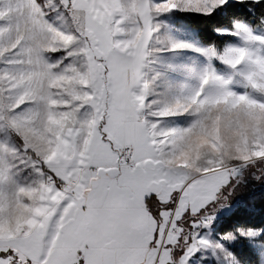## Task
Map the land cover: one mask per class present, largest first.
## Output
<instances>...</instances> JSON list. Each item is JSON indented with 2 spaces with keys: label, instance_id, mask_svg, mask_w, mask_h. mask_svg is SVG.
Listing matches in <instances>:
<instances>
[{
  "label": "snow or ice",
  "instance_id": "obj_1",
  "mask_svg": "<svg viewBox=\"0 0 264 264\" xmlns=\"http://www.w3.org/2000/svg\"><path fill=\"white\" fill-rule=\"evenodd\" d=\"M235 6L222 46L161 19ZM185 51L202 60H166ZM249 182L264 0H0V264H238L225 245L264 247L260 230L201 232Z\"/></svg>",
  "mask_w": 264,
  "mask_h": 264
},
{
  "label": "trees",
  "instance_id": "obj_2",
  "mask_svg": "<svg viewBox=\"0 0 264 264\" xmlns=\"http://www.w3.org/2000/svg\"><path fill=\"white\" fill-rule=\"evenodd\" d=\"M243 11L242 6H235L227 15L221 13L208 19L191 14L175 13L174 16L185 27L196 32V36L202 45L216 44L217 46H222L229 40V37L217 36L213 28L227 27L229 25L228 16L239 15ZM242 203V205H236L229 213L218 217L214 226L216 232L225 234L227 232H235L238 228L247 229L252 227L254 230H260V235L264 237V190L253 194ZM230 251L241 264H255L258 257L246 241L243 240L235 242L230 247Z\"/></svg>",
  "mask_w": 264,
  "mask_h": 264
},
{
  "label": "rangeland",
  "instance_id": "obj_3",
  "mask_svg": "<svg viewBox=\"0 0 264 264\" xmlns=\"http://www.w3.org/2000/svg\"><path fill=\"white\" fill-rule=\"evenodd\" d=\"M174 15L175 13L170 14L168 17L161 18L171 29V35L178 40L187 41L195 44L198 47H203L204 45H202L199 42L196 36V32L185 27V25L182 22L178 21ZM227 42H234V41H232V38L229 37V40ZM166 60L176 68H183L197 64L200 60H202V58L199 57L198 54L196 53L185 51L176 54H168L166 56ZM263 190H264V184H256L255 182H249L244 186L238 187L234 192L233 197L230 199L231 205L219 211L216 215V219H218V217L222 215L229 213L236 205H242L243 204L242 202L249 199L253 194L257 192H261ZM201 235L205 236L208 239L216 241L223 234L217 233L215 227L213 226L212 228L204 231ZM234 244L235 242L232 243L231 245L226 244L225 246L228 247L230 250V247H232ZM250 247L257 256L258 255L264 256V247H255V248L252 246ZM192 264H195V260L192 262ZM203 264H217V260L214 258L208 259L204 261ZM238 264L241 263L238 262Z\"/></svg>",
  "mask_w": 264,
  "mask_h": 264
},
{
  "label": "built area",
  "instance_id": "obj_4",
  "mask_svg": "<svg viewBox=\"0 0 264 264\" xmlns=\"http://www.w3.org/2000/svg\"><path fill=\"white\" fill-rule=\"evenodd\" d=\"M216 222H217V219H215V220L213 221V223L210 225V227H209L208 229H210V228H212L213 226H215ZM208 229H204V230H202L201 234H202L204 231L208 230Z\"/></svg>",
  "mask_w": 264,
  "mask_h": 264
}]
</instances>
